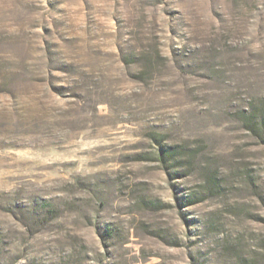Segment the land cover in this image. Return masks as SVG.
<instances>
[{
  "label": "rangeland",
  "instance_id": "rangeland-1",
  "mask_svg": "<svg viewBox=\"0 0 264 264\" xmlns=\"http://www.w3.org/2000/svg\"><path fill=\"white\" fill-rule=\"evenodd\" d=\"M262 105L264 0H0V264H264Z\"/></svg>",
  "mask_w": 264,
  "mask_h": 264
},
{
  "label": "trees",
  "instance_id": "trees-1",
  "mask_svg": "<svg viewBox=\"0 0 264 264\" xmlns=\"http://www.w3.org/2000/svg\"><path fill=\"white\" fill-rule=\"evenodd\" d=\"M240 114L241 120L247 125L248 129L259 132L260 136L264 139V105L259 109H252L250 112L241 111ZM181 156H184V154L178 152L176 147H162L159 154L160 161L166 166L175 165L180 161ZM106 233L107 236L111 237L113 230L108 227L106 228Z\"/></svg>",
  "mask_w": 264,
  "mask_h": 264
}]
</instances>
